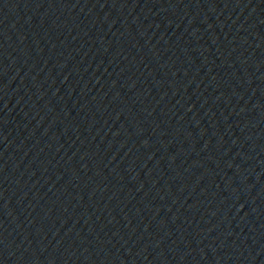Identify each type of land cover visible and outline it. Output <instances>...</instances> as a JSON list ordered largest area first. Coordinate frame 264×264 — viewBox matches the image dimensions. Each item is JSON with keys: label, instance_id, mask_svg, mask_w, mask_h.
<instances>
[{"label": "water", "instance_id": "95a60500", "mask_svg": "<svg viewBox=\"0 0 264 264\" xmlns=\"http://www.w3.org/2000/svg\"><path fill=\"white\" fill-rule=\"evenodd\" d=\"M0 264H264V0H0Z\"/></svg>", "mask_w": 264, "mask_h": 264}]
</instances>
